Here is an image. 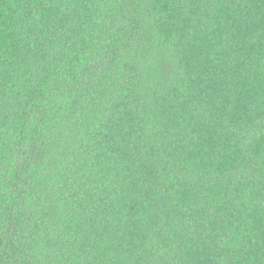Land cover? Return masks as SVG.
<instances>
[{"label": "trees", "instance_id": "16d2710c", "mask_svg": "<svg viewBox=\"0 0 264 264\" xmlns=\"http://www.w3.org/2000/svg\"><path fill=\"white\" fill-rule=\"evenodd\" d=\"M0 264H264V0H0Z\"/></svg>", "mask_w": 264, "mask_h": 264}]
</instances>
